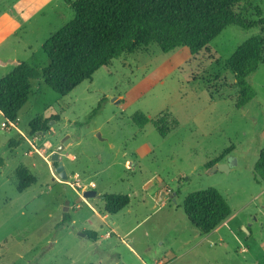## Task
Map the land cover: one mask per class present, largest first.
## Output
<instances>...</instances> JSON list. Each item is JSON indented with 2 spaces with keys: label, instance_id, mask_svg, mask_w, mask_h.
Masks as SVG:
<instances>
[{
  "label": "rangeland",
  "instance_id": "obj_1",
  "mask_svg": "<svg viewBox=\"0 0 264 264\" xmlns=\"http://www.w3.org/2000/svg\"><path fill=\"white\" fill-rule=\"evenodd\" d=\"M235 9L252 21L264 17V0H243ZM73 15L64 0H0V79L18 61L46 67L42 44ZM259 32L228 25L195 54L185 46L162 52L152 42L110 60L64 96L32 79L13 125L6 127L0 113V264H264V183L253 178L264 146V62L248 78L256 97L240 108L225 63ZM163 113L164 136L154 126ZM37 116L49 121L32 133ZM63 139L67 181L50 159ZM231 145L227 171L206 167ZM20 167L35 179L22 191ZM90 182L98 194L128 195V205L102 218L103 200L81 196ZM208 187L227 200L235 219L178 256L180 239L196 241L183 198ZM154 203L164 208L153 211ZM82 230L100 236L74 233ZM166 245L176 257L166 259Z\"/></svg>",
  "mask_w": 264,
  "mask_h": 264
},
{
  "label": "trees",
  "instance_id": "obj_2",
  "mask_svg": "<svg viewBox=\"0 0 264 264\" xmlns=\"http://www.w3.org/2000/svg\"><path fill=\"white\" fill-rule=\"evenodd\" d=\"M73 17L42 44L49 63L38 69L18 61L0 79V113L6 127L18 118V111L28 100L30 81L42 79L59 95H66L84 80H92L96 70L123 53H133L142 46L156 43L162 52L185 46L190 54L205 48L228 25L243 29L260 27L264 17L247 20L235 9L243 0H64ZM253 34L240 42L226 59L234 76L235 107L240 108L256 97L248 78L264 62V33ZM168 113L154 120V126L164 136ZM48 118L37 116L29 122L30 132L44 131ZM171 122L175 124L172 118ZM11 145L17 142L11 141ZM224 148L207 165L209 167L232 150ZM3 165L0 159V166ZM55 165V163H54ZM18 191L35 179L24 167L17 170ZM253 178L264 183V146L253 165ZM104 211L114 214L129 203L126 194L103 193ZM183 211L190 223L202 234L222 223L231 213L227 200L214 187L186 194ZM71 221L64 217L62 223ZM87 238L96 239V232L84 231ZM94 264V263H90Z\"/></svg>",
  "mask_w": 264,
  "mask_h": 264
},
{
  "label": "crops",
  "instance_id": "obj_3",
  "mask_svg": "<svg viewBox=\"0 0 264 264\" xmlns=\"http://www.w3.org/2000/svg\"><path fill=\"white\" fill-rule=\"evenodd\" d=\"M11 124H13V123H11ZM262 148V147H261ZM260 148V149H261ZM233 152H231V153H229L228 154V156H231V155H233L232 154ZM219 162H227V160H226V156L222 159V160H220ZM218 163V162H217ZM90 185H88L86 188L87 189H90V188H93L95 185H94V182H90L89 183ZM98 195H100V194H98ZM169 196L171 197V200H172V202H175V200H176V198H177V196H172L171 194H169ZM186 196V195H185ZM184 196V197H185ZM164 199V198H163ZM183 200H184V198H183ZM84 202L85 203H87V204H89L90 206H91V208H93L94 210H95V208L94 207H92V205L88 202V201H86V200H84ZM103 206H104V202L102 201V205L100 206V208H99V210L102 212V218H105L106 216H107V214H110V213H107V212H105L104 211V208H103ZM164 205H162V206H157L155 203H154V210L153 211H157V210H162L164 207H163ZM96 211V210H95ZM97 214L98 215H100V213L99 212H97ZM185 214V213H184ZM187 217V216H186ZM235 219V216H234V214L231 212L230 213V215L224 220V222H222V223H220L218 226H216L213 230H211L210 232H208V233H205V234H202V233H200V231H196L197 229H193V232H194V238H196V241H195V239H193V238H188V239H180L179 240V245H177L176 246V251H177V255L178 256H181L184 252H186L187 250H189L190 248H196L198 245H201V244H205L206 242H207V240H206V238L212 233V232H215L216 230H219L220 229V227L221 226H226V225H228V223H231V221H233ZM186 220H189L188 219V217H187V219ZM188 222V221H187ZM223 223H225V224H223ZM83 231V230H82ZM114 229L113 228H111L110 229V232L109 231H106L104 234H103V237L104 238H106V239H108V238H111V236L114 234ZM75 232V231H74ZM76 234V233H75ZM125 234H127V232L125 233ZM99 234L96 232V240L95 241H97L98 240V238H99ZM208 244H209V246H211V244H214L213 243V241L212 240H210L209 239V241H208ZM188 245H190V246H188ZM187 246H188V248H187ZM130 248L132 249V247L130 246ZM163 251H164V256H166V259H169V258H171V257H176V256H174L175 255V251L173 250V247L171 246V245H166L165 247H163ZM159 261H162V260H158L157 261V263L159 262ZM156 263V264H157Z\"/></svg>",
  "mask_w": 264,
  "mask_h": 264
},
{
  "label": "water",
  "instance_id": "obj_4",
  "mask_svg": "<svg viewBox=\"0 0 264 264\" xmlns=\"http://www.w3.org/2000/svg\"><path fill=\"white\" fill-rule=\"evenodd\" d=\"M97 136L100 138L99 133L97 134ZM66 143L67 141L63 139L62 142L52 152L51 157H50L52 165H54L55 163L54 171L58 175V179L62 181H67L68 174L65 170L64 164L62 163L61 160H59V153ZM229 166H230L229 162H218V163H215L214 165H211L212 169L214 170L219 169V170H225V171L229 169ZM81 196L83 198L99 197L97 191L93 188L83 190L81 193ZM74 233H76L80 237L85 236V233L83 231H75Z\"/></svg>",
  "mask_w": 264,
  "mask_h": 264
},
{
  "label": "built area",
  "instance_id": "obj_5",
  "mask_svg": "<svg viewBox=\"0 0 264 264\" xmlns=\"http://www.w3.org/2000/svg\"><path fill=\"white\" fill-rule=\"evenodd\" d=\"M11 124V123H10ZM13 125V124H12ZM34 151L38 152L39 154H41L37 148H34ZM157 264H165L163 261H159Z\"/></svg>",
  "mask_w": 264,
  "mask_h": 264
}]
</instances>
